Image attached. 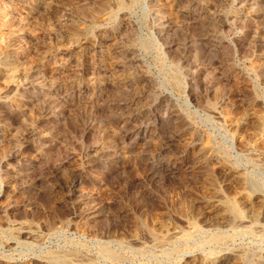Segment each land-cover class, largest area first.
Listing matches in <instances>:
<instances>
[{
  "label": "rangeland",
  "instance_id": "1",
  "mask_svg": "<svg viewBox=\"0 0 264 264\" xmlns=\"http://www.w3.org/2000/svg\"><path fill=\"white\" fill-rule=\"evenodd\" d=\"M0 264H264V0H0Z\"/></svg>",
  "mask_w": 264,
  "mask_h": 264
},
{
  "label": "bare ground",
  "instance_id": "2",
  "mask_svg": "<svg viewBox=\"0 0 264 264\" xmlns=\"http://www.w3.org/2000/svg\"><path fill=\"white\" fill-rule=\"evenodd\" d=\"M163 6V5H162ZM166 13V12H165ZM170 14V13H169ZM184 14V13H183ZM168 15V14H167ZM231 213L234 214V216H238L239 213H238V210L235 209L234 207L231 208ZM237 220L239 219L238 217L236 218ZM241 222V221H240ZM247 223V222H246ZM229 225V224H228ZM243 225V224H242ZM240 226V225H239ZM194 229V228H193ZM24 235V234H23ZM51 263V262H50Z\"/></svg>",
  "mask_w": 264,
  "mask_h": 264
}]
</instances>
